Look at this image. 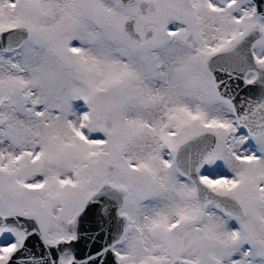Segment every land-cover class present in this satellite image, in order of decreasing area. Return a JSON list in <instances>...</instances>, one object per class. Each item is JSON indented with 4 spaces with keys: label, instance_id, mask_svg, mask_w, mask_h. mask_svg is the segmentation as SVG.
Returning <instances> with one entry per match:
<instances>
[{
    "label": "snow or ice",
    "instance_id": "1",
    "mask_svg": "<svg viewBox=\"0 0 264 264\" xmlns=\"http://www.w3.org/2000/svg\"><path fill=\"white\" fill-rule=\"evenodd\" d=\"M0 264H264V0H0Z\"/></svg>",
    "mask_w": 264,
    "mask_h": 264
}]
</instances>
